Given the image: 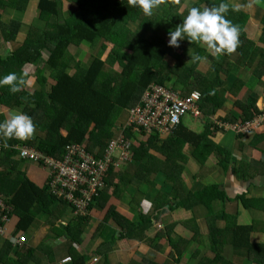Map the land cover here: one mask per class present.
<instances>
[{
    "label": "trees",
    "instance_id": "obj_1",
    "mask_svg": "<svg viewBox=\"0 0 264 264\" xmlns=\"http://www.w3.org/2000/svg\"><path fill=\"white\" fill-rule=\"evenodd\" d=\"M71 1L77 5V8H70L64 14L61 0H38L39 18L43 23L40 25L30 23L21 43L10 55L5 58L0 57V78L8 73H20L21 67L25 63L36 66V78L40 86L46 82L47 78L44 75L46 70L54 78L49 93V102L43 100L41 90L35 91L32 95L23 90L13 94L7 86H2L0 87V103L4 104V96L6 99L10 98L9 101L15 102L16 106L22 103L21 99L25 100L23 101L25 102L23 113L33 119L36 130L45 136L37 143L36 150L59 161H63L66 146H83L87 154L93 155L95 151H98V156L103 157L116 136L115 128L118 119L125 112L128 114V111L140 102L144 92L151 84H162L168 79L170 73L175 74L179 82L185 86V89L181 91L182 95L189 94L195 89L194 87H197H193V81L189 80L190 74L188 73L191 69L189 68L184 73L181 71L186 61L184 57L177 56V63L172 68L168 67L163 59L164 54L170 53L171 50L169 43L159 33V29L167 22L174 30L177 25L183 22V18L187 14V10L179 12L183 0L180 4L174 3L173 0H165L158 9L154 10L152 16H145L140 8L129 6L127 0ZM223 1L198 0L192 6L203 7L202 4L209 7L218 6ZM28 2L29 0H0V7L8 6L24 11L27 9L26 6L28 7ZM246 19L247 15L241 12L234 23L240 25L242 29L235 65L246 68L253 67L254 76L262 78L264 77V13L259 38L261 47L246 39V34L243 31ZM20 25L19 20H10L5 23L0 18L1 37L6 41L14 39ZM184 41L188 40H182L180 44ZM84 42L88 43L92 49L96 45H99L100 48L99 52L91 55L90 61L86 65L69 51V46H79ZM191 44L195 54L204 55L202 47ZM107 50V56L102 58L101 52L103 54ZM43 52L47 53L46 58H43ZM197 63H193L191 68ZM70 69L73 70L72 73H69ZM197 89L202 91L201 87H197ZM216 100L214 94L208 95L206 98L203 97V104L208 105V101L215 102ZM255 102L256 98L251 97L247 105L240 104L239 108L244 115L243 120L258 114ZM31 104L34 106L32 107ZM222 121H226V118H222ZM210 126L209 123H206L205 130L197 135L179 124L163 137L158 134H150L141 142L133 137L131 130L125 129L124 137L135 140L133 158L140 165L134 167L129 163L124 167L123 173H120L121 171L108 173L104 188L97 192L93 201L90 202L91 204L85 209L86 215L77 216L74 204L65 200H57L48 194L52 200L53 208L47 215V223L50 225L52 234L57 238H63L70 246L69 257H67L70 261L65 264H86L88 261L76 251L71 250V246L82 243L84 231L89 223L87 217L89 211L96 205L103 206L110 201L112 196L108 195L112 186H114L113 190L117 198L123 193L122 190H119L122 186L128 188L133 184L137 186L146 184L155 189V182L149 180L151 175L148 174L150 170L162 171L173 184L171 195L168 197L170 210L178 208L177 199L181 200L182 198L184 201L191 197V199L198 200L216 191L215 188H208L202 193V197L193 196L190 193L185 194L180 175H173L177 171L176 165H171L170 162H160L153 157H149L146 162L143 159L148 149L158 150L156 144L159 142L162 143L163 148L168 149H174L175 146L182 145L187 141L195 146L200 143L202 145L203 142L208 141L207 138L209 139ZM14 143L17 141L10 145ZM24 144L26 147H32L35 142L32 140L24 142ZM14 154V151H8L0 160V169L6 170L4 174L0 173V194L6 198V203L14 208L9 215L10 224L13 216L18 218L16 230L8 240L11 246H16L14 240L17 235L25 232L35 216L41 212L36 203L43 192L49 193L48 185L50 183L48 179L47 185L43 188L44 191L32 184L25 174L17 171L18 161L13 160ZM33 164L42 167L39 162ZM115 180H117L116 184H114ZM120 184H122L121 187H119ZM73 196L76 199L82 198L79 192L74 193ZM135 197L140 200L143 194L137 191ZM164 198L162 194L157 193V197L153 200V211L156 212H153L154 219L164 210L162 208L165 203ZM219 198L224 199V196L221 195ZM206 200L211 201L212 196L207 197ZM240 201L246 207H251L249 205H253V203H264V200L249 202L242 198ZM209 203H206L208 208ZM66 210L72 214L71 222L65 226L59 224V228L56 227V223ZM111 220H114L119 226L120 238L129 236L131 232L138 233L139 229L133 228V225L123 230L124 219L113 208H110L103 223L97 226L96 232H99ZM209 227L212 232L209 238L211 246L214 250L220 249L223 247L225 238L222 241H214L215 238L211 237L215 229L211 228L210 224ZM167 230L168 228L165 229V231ZM241 230L246 231L245 228H240L238 231L241 232ZM234 234L230 237H236V233ZM141 238L139 237V239ZM168 242L176 255L172 256L179 258L180 253L177 252V248L179 245L184 246L185 244H176L170 237ZM236 244L239 246L242 243ZM106 248L109 250L108 245ZM8 249H10L9 244L4 245L0 251L2 264H27L28 258L33 254L32 250H28L26 255H18L19 260L14 263L11 260L3 259L8 253ZM44 249L49 263L54 258L53 248L44 246ZM248 249L264 258V245L249 246ZM101 253L105 255L104 251ZM220 262L223 261L217 255L214 263L219 264Z\"/></svg>",
    "mask_w": 264,
    "mask_h": 264
},
{
    "label": "crops",
    "instance_id": "obj_2",
    "mask_svg": "<svg viewBox=\"0 0 264 264\" xmlns=\"http://www.w3.org/2000/svg\"><path fill=\"white\" fill-rule=\"evenodd\" d=\"M197 1L183 0L184 7L180 6L179 12L187 10ZM223 2L247 4L249 0H224ZM202 6L206 5L202 4ZM263 8L264 0H260V3L252 8H245L239 12L230 9L227 13V19L233 23L241 12L247 15L243 24L246 39L249 40V31L256 33L255 40L249 41L260 47L262 46L259 38L262 30ZM258 12L260 23L255 25L253 23ZM0 16L5 23L10 20L21 22L20 29L14 39L6 41L0 35L1 58L10 55L21 43L30 23L36 25L43 23L42 20L36 22V18H39V8L34 0L29 1L28 8L24 11L1 6ZM170 30H172V26L168 25L167 22L160 27L159 33L167 42L169 41ZM258 31H260L259 35ZM86 46L88 43L85 42L79 46H69V51L84 65L90 61V59L84 58ZM199 47L202 46L199 45ZM190 49L195 55L192 44L189 41H184L178 48L170 47V53H165L163 59L168 67L172 68L177 63V56L184 57L186 61L181 71L184 73L190 68L188 74H190L189 80L193 81L192 86L202 89L200 91L194 87L195 89L192 91H198L205 98L213 94L214 98H217L215 102L208 101V105L202 104L197 115L187 114L181 121V125L185 129L197 135L201 134L205 130L206 123H209L211 125L209 139L207 138L208 141L197 146L187 141L182 145L175 146L174 149L163 148L162 143L159 142L156 144L158 150L148 149L147 152L145 151L146 154L143 159L146 162L149 157H153L160 162H170L171 165H176L177 171L172 174L180 175L179 178L185 194L190 193L193 196L202 197V193L206 189L215 188L216 191L207 196H212V200H209V203L206 200L207 197L198 200L190 197L184 201L181 198V200H176L179 205L178 208L170 210L168 197L171 195L170 191L173 184L166 178V174L162 171L159 172V170L157 172L150 170L148 174L151 175L149 180L155 182V189L146 184H139L138 186L133 184L128 188H124L125 186L120 184L119 187H122L119 190H122L123 193L117 198L113 190L114 186L110 187L108 196H112V198L103 206L96 205L89 211L87 216L89 223L84 231L82 243L71 246V250L88 259L86 264H215L214 260L217 255L227 264H264V258L248 249L249 246L264 245V203H253V205H249L251 207H246L240 201L241 198L249 202L264 200V125L244 135H238L229 128L230 124L244 118L239 108L241 103L247 105L250 98L255 97L256 102L260 101L257 105L264 106V77L257 78L253 73L249 77V74L246 73L249 68L235 65L236 52L232 55L213 56L204 47H202L203 56H207V60L203 63L198 62L191 68L194 62L190 61ZM46 57L47 53L43 52V58ZM208 69L209 71H207ZM20 71V73H15L18 75L27 73L31 80V86L23 89V91L32 95L35 91L41 90L43 100L49 102V93L54 83V78L49 71L46 70L44 73L47 79L42 86L39 85L36 78V66L34 64L25 63ZM72 72L73 70L70 69L69 73ZM163 84L180 92V94L185 89L177 76L171 73ZM243 96L245 100L242 98ZM9 99L4 96V104L0 103V122H3L11 113L23 112L25 109V102H23L25 100L21 99L22 103L16 106V103L9 101ZM31 106L34 105L31 104ZM222 118H226V121H222ZM127 120L128 114L125 112L118 119L116 125L122 126L126 124ZM216 122L224 123V126L220 129L215 124ZM44 138V134L36 130L34 137L27 140H34L35 145L32 147L24 146V142L27 141L11 139L8 141V148L16 149L6 150V154L8 151H14L13 160L18 161L17 171L25 174V177L32 184L43 191L49 179L48 172L33 163L21 161L18 158L16 146L36 150L37 143ZM0 141L3 145V141ZM15 141L17 143L10 145ZM134 146L131 150L132 156L129 163L137 167L140 164L133 158ZM176 161H179V164ZM124 170V168H117L113 172L121 171L120 173H123ZM5 171V169H0V173L4 174ZM116 183L117 180L114 184ZM137 191L143 194L140 200L134 198ZM157 193L165 197V203L162 207L164 210L154 219L153 214L156 212L153 211L152 203L157 197ZM221 195L224 196V199L221 198L222 200L219 198ZM48 196L45 191L38 199L36 206L40 208L41 212L35 216L32 224L22 233L27 243L21 246L16 245L17 247L11 246L8 241L14 234L15 226L18 223V218L13 216L7 229L8 233L0 238V251L4 245L9 244L10 247L8 253L3 257L4 260H11L16 263L19 260L18 255H26L28 250H32L33 254L28 258L27 264H65L63 262L69 257L68 249L70 246L63 238H57L53 235L50 225L47 223V215L53 208L52 200ZM206 203H209L210 209ZM110 208H113L124 219L123 230L133 225V228L139 229L138 235L131 232L129 236L120 238V228L114 220L96 232L97 226L103 223ZM76 215L79 216L80 213L76 212ZM71 218L72 214L66 210L56 223V227L59 228V224L65 226L71 222ZM209 224L211 228L215 229L211 237L215 238L214 241H222L225 238L223 247L220 249L214 250L211 246L209 238L212 232H210ZM166 228H168L167 231H165ZM240 228H245L246 231H238ZM234 233H236V237H230L235 235ZM138 236L145 240L139 239ZM226 236L228 237L226 238ZM169 237L176 244H185L184 246L179 245L177 248V252L180 253L179 258L172 256L175 255V252L170 247ZM113 240L114 242H112ZM238 242L242 244L237 246L236 243ZM107 245L109 250L106 248ZM42 246L43 249L40 250ZM44 246L53 248L54 258L49 263L45 256ZM102 251L105 252L106 258L101 253ZM97 259L98 261L95 263ZM223 262L219 264H224Z\"/></svg>",
    "mask_w": 264,
    "mask_h": 264
},
{
    "label": "built area",
    "instance_id": "obj_3",
    "mask_svg": "<svg viewBox=\"0 0 264 264\" xmlns=\"http://www.w3.org/2000/svg\"><path fill=\"white\" fill-rule=\"evenodd\" d=\"M199 92L193 91L182 96L178 91L162 84H151L144 92L140 102L128 111V120L116 133L103 157L87 154L83 146H66L63 161L55 160L35 149L19 148L18 158L23 162H39L49 175V195L57 200H65L76 206L80 215H86L85 209L93 201L94 196L105 186L106 174L129 161L131 149L135 140L124 137L125 129L131 130L133 137L139 142L150 134L163 137L169 134L187 114H198ZM264 123V113L258 118ZM254 124H258L255 120ZM249 124H235V132H246ZM0 141V160L6 150ZM79 192L81 199L74 198ZM13 207L6 203V198L0 194V238L6 236L10 225L9 215ZM11 239V238H10ZM16 245L26 244L25 236L20 233L15 238Z\"/></svg>",
    "mask_w": 264,
    "mask_h": 264
},
{
    "label": "clouds",
    "instance_id": "obj_4",
    "mask_svg": "<svg viewBox=\"0 0 264 264\" xmlns=\"http://www.w3.org/2000/svg\"><path fill=\"white\" fill-rule=\"evenodd\" d=\"M164 2L165 0H127V4L129 6L140 8L145 16H152L154 10L158 9ZM173 2L180 4L181 0H173ZM259 3L260 0H249L247 4L235 2L229 4L221 2L218 6H192L187 9V14L184 16L183 22L177 25L174 30L169 31V46L178 48L180 47V41L187 39L190 43L204 47L206 51L213 56L232 55L240 46V35L242 29L240 25L234 24L231 20L227 19V13L230 9L232 11L239 12L245 8H252L254 5ZM189 55L191 56L190 61L194 63H203L207 60V56L192 54L191 49L189 50ZM162 85L164 84L162 83ZM2 86H7L10 92L15 94L27 87H30L31 80L27 73L18 75L17 73L12 72L0 78V87ZM202 104L203 96L201 95V99L198 103V111H200V106ZM255 106L258 110V114L253 115L249 119L242 121L239 120L229 125V128L234 133L238 135L248 134L264 125V123L260 124L258 121V118L264 113V106L257 105L256 102ZM255 120L258 124L253 123ZM181 121L179 124H181ZM215 124L220 129L224 126V123L216 122ZM235 124H240L242 126L249 124V128L246 132H235L232 129ZM122 126L116 125L115 132ZM35 133L36 125L33 119L23 112H13L5 120H3V122H0V140L3 141L4 148L9 147L8 141L11 139L27 141L33 138ZM114 138L116 139V137ZM16 147L19 150V146ZM5 153L6 151L3 156ZM93 155H97V157H99L98 151H95ZM129 161L122 163L123 165L118 168L120 169L126 167L129 164ZM114 170L111 171L113 172ZM111 171L109 173H111ZM69 261L70 259L66 258L63 263H67Z\"/></svg>",
    "mask_w": 264,
    "mask_h": 264
},
{
    "label": "rangeland",
    "instance_id": "obj_5",
    "mask_svg": "<svg viewBox=\"0 0 264 264\" xmlns=\"http://www.w3.org/2000/svg\"><path fill=\"white\" fill-rule=\"evenodd\" d=\"M30 1V0H29ZM34 2H36V5H37V2H38V0H34ZM61 2H62V8H63V12H64V14L65 13H67V11L71 8V9H76L77 8V5L75 4V3H73L71 0H61ZM29 3V2H28ZM181 7H184V4H182L181 5ZM181 7H179L180 8V10H181ZM26 8H28L27 6H26ZM263 11H264V8L262 9V13H263ZM252 13V12H251ZM253 14V13H252ZM256 17V19H255V21H254V23L253 24H255V25H259V23H260V20H259V12H258V14H257V16H255ZM0 18H1V16H0ZM2 19V18H1ZM3 20V19H2ZM38 21H41V18H36V22H38ZM254 26V25H253ZM159 31H160V29H159ZM259 33H260V31H258V35H259ZM248 36H249V40H251V41H254L255 40V37L257 36V34L256 33H253V32H250L249 31V34H248ZM99 45H96V47H94L93 49L91 48V47H89V46H86V49L84 50L85 51V57L84 58H88V59H90L91 58V55L92 54H94V53H96L97 51L99 52L100 51V48L98 47ZM107 53H108V50L107 51H104L103 52V54H102V52H101V57L102 58H104V57H106L107 56ZM126 54H128V53H126ZM202 68H205V67H202ZM207 68H205V70H206ZM204 71V70H203ZM207 71H209V69L207 70ZM244 72V71H243ZM252 72H253V67L252 68H249V69H247L246 70V73H248L249 74V77H251L252 76ZM245 73V72H244ZM263 87H264V85H263ZM220 92V91H219ZM222 92V91H221ZM243 99L245 98L244 96L242 97ZM245 100V99H244ZM47 102H48V100H47ZM259 102L260 101H257L256 102V104H259ZM113 140H115V138L113 139ZM176 163L177 164H179V161L177 162L176 161ZM211 188H213V187H211ZM158 230H160V229H158ZM98 261V259L95 261V263Z\"/></svg>",
    "mask_w": 264,
    "mask_h": 264
}]
</instances>
